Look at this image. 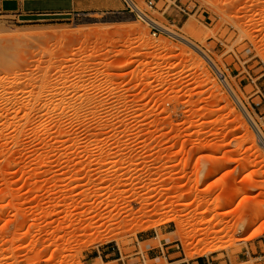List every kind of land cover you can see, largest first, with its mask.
I'll return each instance as SVG.
<instances>
[{
	"label": "rangeland",
	"instance_id": "374dc122",
	"mask_svg": "<svg viewBox=\"0 0 264 264\" xmlns=\"http://www.w3.org/2000/svg\"><path fill=\"white\" fill-rule=\"evenodd\" d=\"M113 1L0 16V264H264V0Z\"/></svg>",
	"mask_w": 264,
	"mask_h": 264
},
{
	"label": "crops",
	"instance_id": "0c3cea01",
	"mask_svg": "<svg viewBox=\"0 0 264 264\" xmlns=\"http://www.w3.org/2000/svg\"><path fill=\"white\" fill-rule=\"evenodd\" d=\"M113 6V0H0V16L29 21L36 17H60L81 12L106 11ZM182 261L178 260L171 264H181ZM192 264L200 263L196 261Z\"/></svg>",
	"mask_w": 264,
	"mask_h": 264
},
{
	"label": "bare ground",
	"instance_id": "6f19581e",
	"mask_svg": "<svg viewBox=\"0 0 264 264\" xmlns=\"http://www.w3.org/2000/svg\"><path fill=\"white\" fill-rule=\"evenodd\" d=\"M129 1V0H128ZM129 4L132 8L136 9V6L129 1ZM146 20L150 23V24H156L155 20L151 19L150 17L146 16L145 17ZM169 33L174 37L179 39L180 41L186 43L188 45L189 48H187L186 53H188L189 55L196 57L197 60L199 61V66L204 68L205 71L209 74V68L208 65H211V67H213V69H215V71L218 73V75L220 76V78L222 79L223 83L225 84V86L227 87V89L231 92V94L233 95V97L235 98V100H237V102L240 101L238 100V98L235 96L234 92L232 91L230 84L227 82V77L216 67V65L214 64V62L212 61V59L210 58V56H208L202 49H200L199 47H197L195 44L191 43L186 37H184L183 35L175 32V31H169ZM8 42V41H7ZM11 42H14L13 40ZM241 107L244 109V106L241 104ZM252 124L255 126L258 135H259V143L261 146L264 147V135L260 132V130L258 129V127L256 126V124L254 123V121L251 119ZM214 175V171H209L208 173H206L204 175V178L206 181H208L212 176ZM196 197L199 199L201 198L202 200H206L205 197H203L202 195H198L196 194ZM207 202V201H206ZM184 207H186L185 205H182ZM208 206V205H207ZM209 210V209H208ZM209 213V211L207 212ZM201 230H198L197 234L198 235H202Z\"/></svg>",
	"mask_w": 264,
	"mask_h": 264
},
{
	"label": "built area",
	"instance_id": "2783aa9c",
	"mask_svg": "<svg viewBox=\"0 0 264 264\" xmlns=\"http://www.w3.org/2000/svg\"><path fill=\"white\" fill-rule=\"evenodd\" d=\"M124 1H125V3H126L127 6H128V8H127L128 10L131 9L132 12H134V13L137 14V17H139L140 19H143V20L146 21V18H145L146 15H145V14H144V13L138 8V6H137L136 4H134V1H133V0H129V1L132 2V3L136 6V9H134V8H132V7L130 6L128 0H124ZM148 7H149L150 9H154V8H156L154 2H149V3H148ZM152 28H153V30H154V35H156V36L158 35V33H163V32H161V31L159 30L158 27H156V24L153 25Z\"/></svg>",
	"mask_w": 264,
	"mask_h": 264
}]
</instances>
